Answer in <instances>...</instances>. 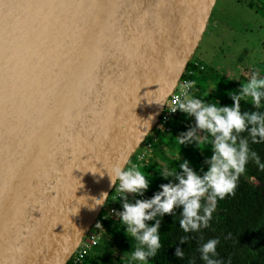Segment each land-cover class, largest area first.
I'll return each mask as SVG.
<instances>
[{
  "label": "water",
  "instance_id": "obj_1",
  "mask_svg": "<svg viewBox=\"0 0 264 264\" xmlns=\"http://www.w3.org/2000/svg\"><path fill=\"white\" fill-rule=\"evenodd\" d=\"M216 1L0 0V264H67Z\"/></svg>",
  "mask_w": 264,
  "mask_h": 264
},
{
  "label": "clouds",
  "instance_id": "obj_2",
  "mask_svg": "<svg viewBox=\"0 0 264 264\" xmlns=\"http://www.w3.org/2000/svg\"><path fill=\"white\" fill-rule=\"evenodd\" d=\"M195 81H185L180 88V94L172 100L171 112L177 110L195 117V127L176 137L179 144H189L195 141L197 145L208 141L211 137L212 155L206 158L204 164L207 171L202 175L195 172L185 160L179 164L182 171L172 172L165 169L160 173L164 179L173 177L178 183L161 184V191L151 199L128 202L127 194L143 193L149 188V180L136 167L124 169L114 166L108 172L111 183L119 182V192L123 198V211L120 219L126 225V235H131L139 241L140 247L132 253V259L149 264V258H154L161 249L159 230L165 214L173 215L176 208H181L182 218L180 228L185 233L199 232L208 228L216 210L218 200L234 197L239 178L246 172L248 162L254 161L260 170L264 163L259 155L250 149L252 144L264 143V112H241V101L250 98L255 108H260L264 100V77L253 73L250 80L241 85L238 94L230 95L234 101L232 106H219L206 103L188 95L186 89L195 86ZM203 132V137L197 132ZM247 133V136L242 134ZM103 175V174H101ZM108 193H102L101 198L95 199V205H103L108 199ZM149 221H155L151 226ZM188 236L182 237L180 243H186ZM218 239H210L201 248V259L205 264H222L215 259L218 255ZM175 256L182 259L184 252L177 247Z\"/></svg>",
  "mask_w": 264,
  "mask_h": 264
},
{
  "label": "trees",
  "instance_id": "obj_3",
  "mask_svg": "<svg viewBox=\"0 0 264 264\" xmlns=\"http://www.w3.org/2000/svg\"><path fill=\"white\" fill-rule=\"evenodd\" d=\"M262 1L264 2V0ZM249 8H253L252 4L249 5ZM189 70L193 71L192 77L187 74ZM251 76V70L248 75H243L238 81L220 77L216 72L210 75L208 68L201 60L192 58L182 79L195 81L196 78H199L214 82L217 85L218 94L216 92L211 94L203 88L194 86L188 95L217 107H223L234 104L230 95L238 94L241 85L246 84ZM252 111L264 112V100H262L260 108H255L250 98L243 99L241 112ZM186 115L179 110L177 116L169 123L170 130L162 135L168 139L167 147L171 150L168 151L159 146L155 149V154L150 155L148 152L145 155L147 159L144 161L151 168L162 169L161 161L157 158L160 155L172 172L182 171L179 169V164L185 160L198 174H203L201 169L207 171L208 165L204 164V161L212 155V148L209 147L208 141L202 143L205 146L197 145L195 141L184 145L177 142L176 137L187 132ZM192 122L195 120L192 119ZM242 135L247 136V133ZM149 137L147 138L149 139ZM147 138L144 142L147 141ZM143 145L144 143L137 153L142 150ZM249 145L250 149L255 151L261 162L264 163V143L252 144L249 138ZM182 146L186 148L185 155L179 156L174 153ZM135 161L136 153L130 159L132 165ZM151 181L149 179V183H152ZM169 182L178 183L173 177H169L168 179L162 178L160 185ZM160 185L158 188L149 187L143 193L142 199H151L154 194L162 190ZM111 195L112 192L109 194L104 209L112 207L114 214L109 217L106 229L101 231L100 243L86 254L81 263H74V256H72L67 264H137L131 258L136 248L140 247L139 241L130 234H125L126 225L123 224L119 216V213L123 211V198L110 200ZM127 199L128 201L130 199L128 194ZM181 211V208H176L173 215L165 214L163 217H157L161 220L159 235L162 247L154 258H149V264H205L201 259L200 248L210 239L219 240L218 255L214 258L221 261L222 264H264V170H260L254 161L250 160L246 165V172L238 180L235 196L218 200L208 228H202L199 232L185 233L179 226V221L182 218ZM148 223L151 226L155 221ZM185 236H188L189 239L186 243L181 244L180 240ZM177 247L184 252L182 259L175 256Z\"/></svg>",
  "mask_w": 264,
  "mask_h": 264
},
{
  "label": "rangeland",
  "instance_id": "obj_4",
  "mask_svg": "<svg viewBox=\"0 0 264 264\" xmlns=\"http://www.w3.org/2000/svg\"><path fill=\"white\" fill-rule=\"evenodd\" d=\"M251 4L253 8H249ZM193 58L201 60L208 68L210 75L216 72L220 77L228 80L238 81L243 75H248L249 70L252 71V75L257 73L259 77H264V2L262 0H217ZM195 82L196 88H203L211 94L218 91L214 82L199 78H196ZM192 119L195 120L194 117L186 115L187 131L195 127ZM197 134L201 137L204 135L199 130ZM158 135L159 132H153L149 139L147 138L148 142L153 144L150 155L155 154V149L159 146L168 151L171 150L167 147L168 139L162 136L164 134H160V137ZM208 142L209 147L212 148L211 137L208 138ZM199 145L205 146L202 143ZM185 149L182 146L174 153L179 156L185 155ZM157 158L161 161V170L151 168L145 161L134 165H138L137 168L142 174L148 180H152V183H149L151 188L159 187L163 178L160 175L162 171L165 169L171 171L169 166L165 165L162 156L158 155ZM132 166L129 162L126 169ZM128 195L130 203L143 200V195L131 193ZM133 261L142 264L140 261Z\"/></svg>",
  "mask_w": 264,
  "mask_h": 264
},
{
  "label": "built area",
  "instance_id": "obj_5",
  "mask_svg": "<svg viewBox=\"0 0 264 264\" xmlns=\"http://www.w3.org/2000/svg\"><path fill=\"white\" fill-rule=\"evenodd\" d=\"M194 64L196 65L195 62H194ZM185 72H186V70H185ZM187 74L192 77L193 71L189 70L187 72ZM185 81H191V80L190 79H184L183 80L181 77V79L179 80L178 85L174 89L173 93L169 96L168 101H167V103H166V105H165V107H164V109H163V111L159 117L158 123H157L156 127L154 128L153 132H159V135H160V134H164L165 132H168L170 130L169 123L177 116L178 111H179V110H177L176 112H171V107L174 106V105H172L171 102L176 95L180 94V88L185 83ZM190 90L191 89H186L188 94H189ZM152 145L153 144H150L148 142V140L146 142H144V145L142 146V150L138 151V153L136 152V161H135V163H133V166L137 163H140L141 161H144L145 155L148 152H150L151 149L153 148ZM137 166L138 165H136V167ZM111 192H112V195L110 197V200H118L122 197L123 194L119 192V182L118 181L114 185ZM113 214H114V208L108 207L107 209H104V207H103V209L101 210L100 214L98 215L96 221L91 226V228L89 229L87 234L83 237L81 243L79 244L76 251L74 252V254H73L74 263H81L83 261V259L85 258L86 254L93 247L97 246L100 243L101 238H102L101 231L106 229L108 219Z\"/></svg>",
  "mask_w": 264,
  "mask_h": 264
},
{
  "label": "crops",
  "instance_id": "obj_6",
  "mask_svg": "<svg viewBox=\"0 0 264 264\" xmlns=\"http://www.w3.org/2000/svg\"><path fill=\"white\" fill-rule=\"evenodd\" d=\"M215 7V6H214ZM214 9V8H213Z\"/></svg>",
  "mask_w": 264,
  "mask_h": 264
}]
</instances>
